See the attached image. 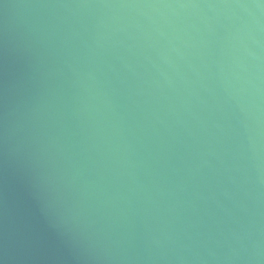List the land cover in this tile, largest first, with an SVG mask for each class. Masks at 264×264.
<instances>
[{
    "label": "water",
    "instance_id": "obj_1",
    "mask_svg": "<svg viewBox=\"0 0 264 264\" xmlns=\"http://www.w3.org/2000/svg\"><path fill=\"white\" fill-rule=\"evenodd\" d=\"M0 264H264V0H0Z\"/></svg>",
    "mask_w": 264,
    "mask_h": 264
}]
</instances>
